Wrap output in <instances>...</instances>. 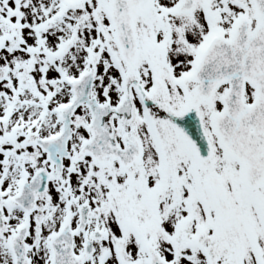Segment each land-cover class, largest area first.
Segmentation results:
<instances>
[{
  "label": "snow or ice",
  "instance_id": "obj_1",
  "mask_svg": "<svg viewBox=\"0 0 264 264\" xmlns=\"http://www.w3.org/2000/svg\"><path fill=\"white\" fill-rule=\"evenodd\" d=\"M0 264H264V0H0Z\"/></svg>",
  "mask_w": 264,
  "mask_h": 264
}]
</instances>
